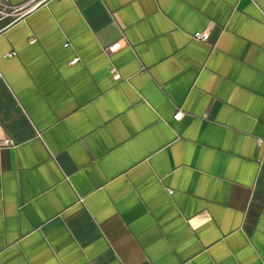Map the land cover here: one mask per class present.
<instances>
[{
  "label": "crops",
  "instance_id": "crops-1",
  "mask_svg": "<svg viewBox=\"0 0 264 264\" xmlns=\"http://www.w3.org/2000/svg\"><path fill=\"white\" fill-rule=\"evenodd\" d=\"M0 72V264H264V0H51Z\"/></svg>",
  "mask_w": 264,
  "mask_h": 264
},
{
  "label": "built area",
  "instance_id": "built-area-1",
  "mask_svg": "<svg viewBox=\"0 0 264 264\" xmlns=\"http://www.w3.org/2000/svg\"><path fill=\"white\" fill-rule=\"evenodd\" d=\"M10 1L11 0H0V15H5L6 17L7 16L8 17H24V16L32 13L33 11L37 10L41 6L46 5L51 0H30L26 3L18 5V6L8 5V3ZM2 8L9 10V12H6V13L3 12ZM192 37L196 41L207 42L209 39V33L207 31L197 32V33H194ZM35 42L36 41H32V43H35ZM124 44H126L125 39H123V40L115 43L111 47H109L108 52L110 54H115L123 48ZM66 47H68V45H66ZM10 56H16V54H12ZM78 62H79V59H75L72 62V64H76ZM112 74H113V79L115 81H120L121 77L117 73L116 70H113ZM2 79H3V75L0 72V80H2ZM182 117H183V113L181 111H178V113L175 115L174 119L176 121H180L182 119ZM14 147H16V143L11 139L0 140V149L14 148Z\"/></svg>",
  "mask_w": 264,
  "mask_h": 264
}]
</instances>
